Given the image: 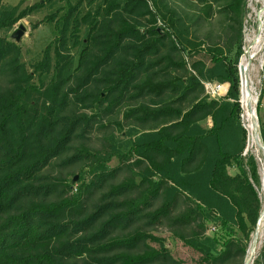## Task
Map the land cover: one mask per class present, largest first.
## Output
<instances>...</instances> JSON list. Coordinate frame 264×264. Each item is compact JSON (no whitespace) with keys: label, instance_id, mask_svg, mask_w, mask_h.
<instances>
[{"label":"trees","instance_id":"trees-1","mask_svg":"<svg viewBox=\"0 0 264 264\" xmlns=\"http://www.w3.org/2000/svg\"><path fill=\"white\" fill-rule=\"evenodd\" d=\"M3 1L0 264H186L162 227L195 264H244L262 211L238 101L247 0L68 1L31 67L10 32L45 4ZM197 51L224 64L226 96Z\"/></svg>","mask_w":264,"mask_h":264},{"label":"rangeland","instance_id":"rangeland-1","mask_svg":"<svg viewBox=\"0 0 264 264\" xmlns=\"http://www.w3.org/2000/svg\"><path fill=\"white\" fill-rule=\"evenodd\" d=\"M68 1L73 4L77 2V0H53V1H49V0H4L3 1V6H15L19 4L20 10H23L29 6H32L33 4H36L38 2H43L45 4L38 11L21 19L15 25L14 29L10 32V38L21 46L22 53H23V61L27 64L28 67H31L33 63H35L36 61L40 60L43 57L44 49L55 38V34H56L55 22H49L47 18L56 12H59L58 13L59 15L63 14V12L68 8ZM253 1L255 3V4L253 3V5L255 7L257 6L256 8L261 9L262 3L258 2L257 0H253ZM259 9H256V10L259 12L260 11ZM262 19L264 20V18ZM243 20L245 21V17L243 18ZM20 24H23L26 27V30L23 31L20 37H12V33L16 29L19 28ZM36 24L38 25L37 27H35ZM215 26H217V20H216ZM263 26H264V23H263ZM263 30H264V27H263ZM85 34H86L85 30L82 31V35L85 36ZM258 34H259V29L256 30L255 33L253 32V34H248V37L253 36L254 37L253 39L256 40V39H259ZM263 34H264V31L261 32V36H263L264 38ZM261 59H264V46L261 52L256 57V61H255L258 68H260V70L264 72V64L260 62ZM191 63L188 57V64L190 67H191ZM210 63L211 64L213 63L212 60L210 61ZM220 64L216 65L215 63H213V65H211L212 69H215L217 67V74L221 70L220 67H218ZM217 84L219 83H215L214 85H217ZM239 86H240V80H239ZM226 95L227 94L223 96H226ZM261 106L264 110V94L261 100ZM257 115H258V111H257ZM245 117H246V120L249 121V122H246V125L248 124V127L246 126L247 132H248L246 146H250V147L252 146V150L256 152L254 154L258 161L259 174H260V183L257 185V189L259 191V195L262 201V210H264V182H263L264 181V162L261 158L260 151L258 149L259 147L257 146V143H256L257 138H256L255 130L250 126V121L252 124V120L249 115V112L245 115ZM258 129H259L258 133H260V125ZM117 137L121 141L129 140V136L125 133V131L117 132ZM118 163H119V159L114 158L110 162V166L115 167L116 165H118ZM229 172L231 174H236L238 172V168L231 167L229 168ZM160 230L161 231L159 232V234L166 236V246L170 250H172V253L176 257L183 259L186 264H195V259L198 258V255H199L196 251H194L193 249L189 247L184 246L182 242L174 240L171 237H169L170 233L168 232L166 228L162 227ZM261 232L263 233L262 234L263 238L261 239V241L263 242H261L259 248L257 249L253 262H255L256 258L264 250V225L261 229ZM215 234L216 235L219 234L222 238L225 237V233L219 230L215 223H209L207 226L206 235L213 236ZM254 236H255V232L252 235L251 243L254 239ZM247 254H248V251H247ZM247 257L248 255H246V258Z\"/></svg>","mask_w":264,"mask_h":264},{"label":"built area","instance_id":"built-area-1","mask_svg":"<svg viewBox=\"0 0 264 264\" xmlns=\"http://www.w3.org/2000/svg\"><path fill=\"white\" fill-rule=\"evenodd\" d=\"M253 3H254L253 0H247V3H246V14H245V21L243 24V34H244L243 44H242L243 53L237 65L239 80H240V92L238 96V101L240 102V105H241V109H242L241 118H242L245 128L246 126L248 127V124L246 125V122H249L246 120V117H245L246 110L248 108L249 114H252L253 116V113L251 111V108H253L255 113L257 114V107H258L259 99H260V96L262 94V90L264 87V72L261 71L260 68H258L255 62L256 57L261 52L264 46V38L263 36H261V32L263 31L264 21L262 18L258 16V11L256 10V7L253 5ZM258 29H259V34H258L259 39L254 40L253 36L248 37V34H253V32L255 33L256 30ZM258 40L262 48L260 49V51L255 52L254 50L256 49L255 42H257ZM260 62L264 64L263 59H261ZM207 88L212 96H223L227 94L229 90V87L227 85H224L221 83L217 85L207 84ZM245 103L247 104L246 108L244 107ZM257 119L259 122L258 115H257ZM251 120L253 119L251 118ZM258 128H259V123L255 129V134L257 136V139H260V143L264 146L261 140L260 133H258L259 131ZM257 146L259 147L258 149L260 151L261 158L264 162V150H261L259 146V142H257ZM249 153H253V154L256 153L252 150V146L251 147L247 146L245 151L243 152V155L246 156Z\"/></svg>","mask_w":264,"mask_h":264},{"label":"crops","instance_id":"crops-1","mask_svg":"<svg viewBox=\"0 0 264 264\" xmlns=\"http://www.w3.org/2000/svg\"><path fill=\"white\" fill-rule=\"evenodd\" d=\"M189 61L190 63H194L196 61H202L206 64V68L204 69V71L201 73L200 78L201 80L206 83V84H211L214 85L215 83H221L224 85H227L229 87V83L226 81H221L219 80V75L223 72L224 70V64H220L218 67H220V71L217 74V67L215 69H212L213 63L211 64V56H209L208 54H206L203 51H197L195 53H193L191 56H189ZM191 63V66H192ZM217 65V63H215ZM216 74V75H215Z\"/></svg>","mask_w":264,"mask_h":264},{"label":"bare ground","instance_id":"bare-ground-1","mask_svg":"<svg viewBox=\"0 0 264 264\" xmlns=\"http://www.w3.org/2000/svg\"><path fill=\"white\" fill-rule=\"evenodd\" d=\"M258 2H260V3H262V6H261V9H259V8H256V9H259L260 11L258 12V16L260 17V18H264V0H257ZM254 2V1H253ZM256 2V1H255ZM257 7V6H256ZM264 21V20H263ZM264 27V26H263ZM264 31V30H263ZM264 35V34H263ZM257 40V39H256ZM255 44H256V49H254L255 50V52H257V51H260V49L262 48L261 46H260V43H259V40L257 41V42H255ZM264 60V59H263ZM246 103L244 104V107L246 108ZM247 112H246V114L249 112L248 111V108H247V110H246ZM250 115V117L253 119V116H252V114H249ZM250 126L255 130L256 129V124H255V120L253 119L252 120V124H251V121H250ZM252 136V135H251ZM256 138H257V136H256ZM255 139V138H254ZM256 140V139H255ZM257 142H258V139H257ZM256 142V143H257ZM263 225H264V212H263V214H262V217H261V219H260V233H259V235L257 236V237H254V239H253V241H252V243H251V245H250V247H249V250H248V257H247V264H254V256H255V253L257 252V249L259 248V246H260V244H261V242H263V241H261V239L263 238L262 236V232H261V229H262V227H263Z\"/></svg>","mask_w":264,"mask_h":264},{"label":"water","instance_id":"water-1","mask_svg":"<svg viewBox=\"0 0 264 264\" xmlns=\"http://www.w3.org/2000/svg\"><path fill=\"white\" fill-rule=\"evenodd\" d=\"M25 30H26V27L23 24H20L19 28L16 29L12 33V37H20V35H22L23 31H25ZM251 111L253 113V119L255 120V124H256V127H257L258 123H259L258 119H257V114L255 113L253 108H251ZM258 136H259V134H258ZM258 142H259V146H260L261 150H264V146L260 143V139H258ZM263 212H264V210L261 211L260 218H259V221L257 223L256 230H255V236L254 237H257L259 235V233H260V219L262 217ZM244 264H247V258H246Z\"/></svg>","mask_w":264,"mask_h":264}]
</instances>
